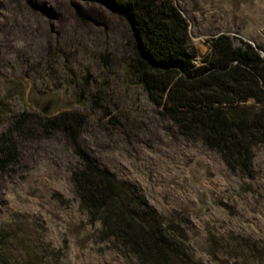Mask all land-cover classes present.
<instances>
[{
    "label": "rangeland",
    "instance_id": "obj_1",
    "mask_svg": "<svg viewBox=\"0 0 264 264\" xmlns=\"http://www.w3.org/2000/svg\"><path fill=\"white\" fill-rule=\"evenodd\" d=\"M176 3L189 21L197 65L215 57L210 41L219 34L236 46H264V0ZM79 11L99 23L84 21ZM129 36L103 0H0V134L23 110L86 113L85 153L181 224L193 264H264V144L255 149L253 177H246L200 140L180 135L127 81ZM108 51L106 65L100 55ZM87 71L91 87L82 95ZM96 81L105 82L107 100L92 107ZM17 142L19 163L0 170V264H135L102 238L100 224L80 206L71 181L79 159L68 139L28 133Z\"/></svg>",
    "mask_w": 264,
    "mask_h": 264
},
{
    "label": "trees",
    "instance_id": "obj_2",
    "mask_svg": "<svg viewBox=\"0 0 264 264\" xmlns=\"http://www.w3.org/2000/svg\"><path fill=\"white\" fill-rule=\"evenodd\" d=\"M103 2L129 28L130 54L123 61L127 81L145 92L180 135L217 152L231 172L253 177L255 149L264 144V46H236L229 35L219 34L210 41L215 57L207 55L205 64L197 65L199 52L191 42L189 21L176 0ZM78 14L99 23L83 11ZM100 58L108 65L112 54ZM90 75L87 71L81 82L82 95L91 87ZM103 82L96 81L92 107L107 100ZM103 109L106 115L112 112ZM88 122V115L76 110L52 116L23 110L0 134V170L19 163V136L60 132L79 159L71 170L74 193L90 220L100 224L104 240L135 264H193L181 224L166 220L137 185L85 153L80 136Z\"/></svg>",
    "mask_w": 264,
    "mask_h": 264
}]
</instances>
